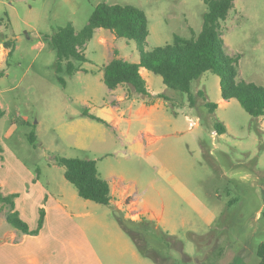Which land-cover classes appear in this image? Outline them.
<instances>
[{
	"label": "rangeland",
	"instance_id": "1",
	"mask_svg": "<svg viewBox=\"0 0 264 264\" xmlns=\"http://www.w3.org/2000/svg\"><path fill=\"white\" fill-rule=\"evenodd\" d=\"M234 2L221 21L226 50L240 56L239 80L264 86V0ZM100 3L145 12L146 50L171 43L175 34L197 35L207 10L204 0H0V110L9 111L0 117V134L9 128L12 134L3 136V144L45 182L66 181L58 157H78L96 160L101 177L124 191L114 190L113 205L81 197L88 238L108 264H156L139 252L113 208L136 221L159 217L154 220L183 244L171 251L172 264H258L256 251L264 241V116H252L235 98L221 103L220 78L212 71L192 82L194 102L152 73L156 95L146 103L144 122L129 131L127 122L120 128L84 124L79 118L87 106L102 108L110 96L103 82L110 55L140 60L134 40L112 37L109 49L96 33L85 46L88 59L74 61L79 71L69 75L65 64L56 71L50 36L68 23L81 30ZM199 90L218 105L214 111ZM216 122L225 125L224 133L217 132ZM149 124L153 131L146 135Z\"/></svg>",
	"mask_w": 264,
	"mask_h": 264
},
{
	"label": "trees",
	"instance_id": "2",
	"mask_svg": "<svg viewBox=\"0 0 264 264\" xmlns=\"http://www.w3.org/2000/svg\"><path fill=\"white\" fill-rule=\"evenodd\" d=\"M204 3L207 10L204 13L202 30L197 35L185 38L175 34L171 43L156 46L152 50L145 48L149 31L148 19L143 10L129 4L100 3L81 30L77 31L72 23H68L50 36L51 46L58 57L56 71L62 72L65 64L67 74L73 75L77 72L79 66L74 61L87 60L85 46L93 38L95 30L110 29L116 36L132 39L137 43L140 60L131 62L118 56L112 58L103 69V82L108 88L115 89L121 84H126L138 98L151 97L152 93L141 73V68L144 67L154 74L161 75L167 87L188 92L191 102H194L191 93L192 82L206 71H212L220 78L223 99L228 101L235 98L252 116H264V86L238 79L237 63L240 56L227 52L222 37L221 21H225L234 8V0H204ZM7 45L9 46V43ZM12 51L13 48H10L9 55ZM60 80L65 82L63 77H60ZM198 95L205 97V104L213 111L218 106L208 100L204 91L199 90ZM84 114L103 121L88 112ZM215 128L219 134L226 131L221 122H216ZM30 138L34 140L35 137L31 135ZM57 162L65 167V177L75 185L81 197L105 205L111 204L110 183L99 174L96 160L58 157ZM0 200L9 204L7 221L15 228L30 232L15 210L13 196H4L0 190ZM113 209L118 222L134 240L142 255L153 258L156 264H172L171 251L182 246L181 242L175 240L154 219L144 218L136 221ZM262 214L264 216V207ZM256 252L259 257L258 264H264V241L258 245Z\"/></svg>",
	"mask_w": 264,
	"mask_h": 264
},
{
	"label": "crops",
	"instance_id": "3",
	"mask_svg": "<svg viewBox=\"0 0 264 264\" xmlns=\"http://www.w3.org/2000/svg\"><path fill=\"white\" fill-rule=\"evenodd\" d=\"M96 33H99V41L109 49L112 48L109 47L110 42H113L112 39L118 37L110 29L97 28L94 35ZM111 55L106 64L119 54H115L114 57ZM141 73L147 81L152 96L156 95L151 90L152 72L142 67ZM125 85L121 84L115 89L109 88L110 96L104 106L99 109L87 106L80 114L79 120L83 119V123L88 125L95 124L91 121L98 122L111 128H120L127 122L128 131L133 123L144 122L146 103L151 97L142 98L141 102H138L140 98ZM124 88L126 89L123 90ZM226 102L227 100L222 98L221 103ZM0 109H4L3 104ZM85 112L103 121L85 115ZM6 113L9 111L0 110V117L4 118ZM151 131L153 126L149 124L145 127L146 135ZM11 135L10 128L0 134V145H2L0 147L4 150V158L1 160L3 168L0 167V190L4 196H13L15 210L27 224L30 232L15 228L7 221L6 214L10 207L0 200V264H108L88 238L86 224L89 222V217L83 210L86 202L81 199L78 190L69 187L66 177V181H43L39 174L34 173L3 144V136L5 138ZM136 142L141 144L142 138L138 136ZM82 147L84 146H80ZM108 182L111 186V194H114L117 186L113 187L109 180ZM118 192L122 194L124 191L118 189ZM110 205H113L112 201ZM151 216L160 222L159 217Z\"/></svg>",
	"mask_w": 264,
	"mask_h": 264
},
{
	"label": "built area",
	"instance_id": "4",
	"mask_svg": "<svg viewBox=\"0 0 264 264\" xmlns=\"http://www.w3.org/2000/svg\"><path fill=\"white\" fill-rule=\"evenodd\" d=\"M193 125H197V122H193Z\"/></svg>",
	"mask_w": 264,
	"mask_h": 264
}]
</instances>
